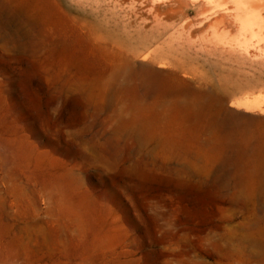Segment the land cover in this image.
Segmentation results:
<instances>
[{
    "label": "rangeland",
    "instance_id": "374dc122",
    "mask_svg": "<svg viewBox=\"0 0 264 264\" xmlns=\"http://www.w3.org/2000/svg\"><path fill=\"white\" fill-rule=\"evenodd\" d=\"M171 3L0 0V264H264V46Z\"/></svg>",
    "mask_w": 264,
    "mask_h": 264
},
{
    "label": "bare ground",
    "instance_id": "6f19581e",
    "mask_svg": "<svg viewBox=\"0 0 264 264\" xmlns=\"http://www.w3.org/2000/svg\"><path fill=\"white\" fill-rule=\"evenodd\" d=\"M131 1L133 2L136 0ZM170 2L174 5V9L172 8L170 10L171 14H177L182 10L184 12L186 9L194 6L200 20L207 22L205 37H207L208 40H212L216 45L234 51H249L251 48L257 50V48L261 49L262 46H264V0H170ZM1 7L2 5L0 8ZM176 7L180 9H175ZM5 24L7 23L2 24V26ZM188 24H191V21ZM185 26H187V24ZM18 27L20 28V26ZM234 31H236L237 34L232 36ZM256 104L253 102L249 103V101L246 100L245 103L240 106L252 111L257 108ZM231 253L232 256L234 255L240 260L245 258V254L247 255L243 245L233 247ZM262 260V262H264V258Z\"/></svg>",
    "mask_w": 264,
    "mask_h": 264
}]
</instances>
